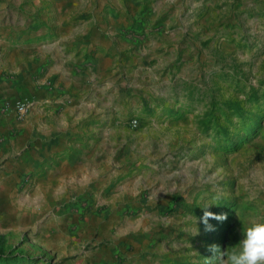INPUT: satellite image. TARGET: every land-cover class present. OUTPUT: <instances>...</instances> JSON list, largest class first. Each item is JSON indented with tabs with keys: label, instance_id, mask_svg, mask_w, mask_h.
<instances>
[{
	"label": "rangeland",
	"instance_id": "374dc122",
	"mask_svg": "<svg viewBox=\"0 0 264 264\" xmlns=\"http://www.w3.org/2000/svg\"><path fill=\"white\" fill-rule=\"evenodd\" d=\"M100 2L90 6L95 14L122 8L133 19L107 80V114L114 115H107V141L142 144L140 168L156 183L155 198L125 209L111 232L139 223L152 232L146 253L139 258L132 244L117 240L107 264H209V246L227 250L249 220L264 216V0ZM150 15L169 23L147 24ZM147 35L160 45L145 52ZM6 139L0 135V264H79L78 255L101 240L94 234L81 247L58 219L64 204L36 202V180L14 169L17 154ZM211 202L218 205L208 211L226 219L209 218L214 230L206 231L202 207Z\"/></svg>",
	"mask_w": 264,
	"mask_h": 264
},
{
	"label": "crops",
	"instance_id": "0c3cea01",
	"mask_svg": "<svg viewBox=\"0 0 264 264\" xmlns=\"http://www.w3.org/2000/svg\"><path fill=\"white\" fill-rule=\"evenodd\" d=\"M95 2L0 0V135L8 140L7 150L17 154L10 159L14 169L36 180V202L49 199L47 208L64 204L58 219L64 229L73 228L81 247L94 234L101 240L93 251L78 255L79 264H107L117 240L132 244L142 258L151 231L134 223L122 235L111 232L118 215L143 209L144 197L155 198L156 188L151 171L140 168L142 144L107 141V115L114 117L107 114V80L130 41L123 30L133 19L122 8L97 15L90 9ZM99 2L101 8L109 0ZM144 21L164 28L169 23L155 15ZM143 41L145 52L160 45L148 35ZM25 98L33 107L21 118L3 106Z\"/></svg>",
	"mask_w": 264,
	"mask_h": 264
},
{
	"label": "clouds",
	"instance_id": "9594fccd",
	"mask_svg": "<svg viewBox=\"0 0 264 264\" xmlns=\"http://www.w3.org/2000/svg\"><path fill=\"white\" fill-rule=\"evenodd\" d=\"M216 199L219 197L214 198V200ZM213 204L217 203L211 202L202 207L204 209L202 221L206 231L214 230L208 224L209 218L218 221L226 219V214H215L208 211V207ZM241 231L242 238L236 245L227 250L222 251L215 244L209 246V251L213 253L209 259V264L212 260H215L216 264H264V216L249 220L247 226L243 227Z\"/></svg>",
	"mask_w": 264,
	"mask_h": 264
},
{
	"label": "built area",
	"instance_id": "2783aa9c",
	"mask_svg": "<svg viewBox=\"0 0 264 264\" xmlns=\"http://www.w3.org/2000/svg\"><path fill=\"white\" fill-rule=\"evenodd\" d=\"M3 106L6 108H13L19 116H24L32 109L33 102L25 98L15 100L12 103L4 102ZM132 125H136V120L132 121Z\"/></svg>",
	"mask_w": 264,
	"mask_h": 264
},
{
	"label": "trees",
	"instance_id": "16d2710c",
	"mask_svg": "<svg viewBox=\"0 0 264 264\" xmlns=\"http://www.w3.org/2000/svg\"><path fill=\"white\" fill-rule=\"evenodd\" d=\"M3 246H4V235L0 234V254L3 251Z\"/></svg>",
	"mask_w": 264,
	"mask_h": 264
}]
</instances>
